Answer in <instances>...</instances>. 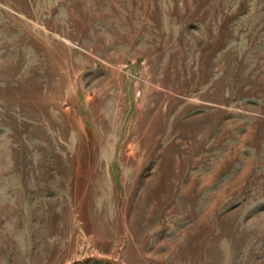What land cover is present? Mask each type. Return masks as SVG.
<instances>
[{"label":"rangeland","instance_id":"rangeland-1","mask_svg":"<svg viewBox=\"0 0 264 264\" xmlns=\"http://www.w3.org/2000/svg\"><path fill=\"white\" fill-rule=\"evenodd\" d=\"M0 264H264V0H0Z\"/></svg>","mask_w":264,"mask_h":264}]
</instances>
